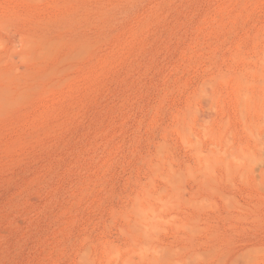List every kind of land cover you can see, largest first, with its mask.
<instances>
[{
    "label": "rangeland",
    "instance_id": "rangeland-1",
    "mask_svg": "<svg viewBox=\"0 0 264 264\" xmlns=\"http://www.w3.org/2000/svg\"><path fill=\"white\" fill-rule=\"evenodd\" d=\"M0 264H264V0H0Z\"/></svg>",
    "mask_w": 264,
    "mask_h": 264
}]
</instances>
